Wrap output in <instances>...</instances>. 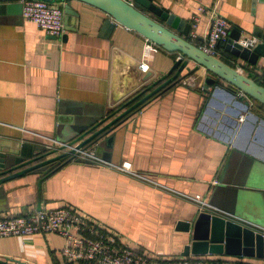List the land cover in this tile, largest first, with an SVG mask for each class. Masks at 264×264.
I'll return each instance as SVG.
<instances>
[{
	"label": "crops",
	"instance_id": "1",
	"mask_svg": "<svg viewBox=\"0 0 264 264\" xmlns=\"http://www.w3.org/2000/svg\"><path fill=\"white\" fill-rule=\"evenodd\" d=\"M153 1L191 24L198 15L196 42L206 40L208 17L199 7L214 0ZM56 4L64 9L62 37L26 20L22 0H0V149L12 141L36 146L17 155L22 162L0 169V215L72 204L152 259L239 257L184 255L191 235L180 223L202 210L190 198L201 195L216 209L264 226V112L224 81L207 91L208 71L191 61L179 80L114 126L128 99L171 77L179 53L159 47L144 73L142 34L105 27L108 15L83 1ZM218 7L240 38L264 32V0H220ZM226 44L217 55L254 76L253 65ZM100 130L103 138L91 147L98 160L61 163L64 157L47 149L54 139L82 143ZM51 164L52 171H40ZM64 243L55 233L0 237V257L68 264ZM243 257L264 264V257Z\"/></svg>",
	"mask_w": 264,
	"mask_h": 264
},
{
	"label": "water",
	"instance_id": "2",
	"mask_svg": "<svg viewBox=\"0 0 264 264\" xmlns=\"http://www.w3.org/2000/svg\"><path fill=\"white\" fill-rule=\"evenodd\" d=\"M80 1L98 8L108 15L104 24L105 27H114L116 24H121L139 32L169 52H178L179 57L170 70V74L174 73V75L168 81H172L175 78L179 80L183 76V74L181 76L180 74L192 61L208 71L209 74L205 78V89L207 91L210 86H219V83L224 81L238 90L240 96L249 97L264 105V85L254 77L229 64L218 55L202 49L196 42L197 38L191 34L192 24L186 22V20H182L176 13L171 12L168 7L161 6L153 0ZM71 12L70 8H66L67 14ZM64 22H66L65 18ZM254 34V36L262 39V41L258 42L252 49L244 47L239 43L240 33L234 30L231 31L226 44L227 49L233 55L251 65H256L260 57H264V32L256 28ZM197 69L195 65L189 73ZM159 88L144 96L141 101L150 98ZM112 124L114 126L117 125L114 122ZM114 126L108 131H111ZM101 131L92 134L81 145L86 148H91L96 143L99 145L98 143L103 138V134L100 133ZM32 148H36V146L26 142L12 141L11 144H7L6 150L0 149V169H11L12 166L22 162L25 157L17 155L24 154L26 150H31ZM91 152L96 154L92 149ZM32 154L29 152V155ZM43 154L35 156V159L38 160L40 157L42 159ZM61 156L66 157L64 154ZM52 170L53 165H48L40 171L49 172ZM215 206L214 202L210 203L207 201L206 206L197 213L192 221L181 220L180 225L183 230L188 231L191 235V243L187 245L183 254L205 255L225 253L233 256L263 258L264 226H261V224H251L242 218L236 217L235 214L230 213L228 210H226L228 211L227 213L226 211H221L219 208L216 209ZM0 264L28 263L15 257L4 256L0 257Z\"/></svg>",
	"mask_w": 264,
	"mask_h": 264
},
{
	"label": "built area",
	"instance_id": "3",
	"mask_svg": "<svg viewBox=\"0 0 264 264\" xmlns=\"http://www.w3.org/2000/svg\"><path fill=\"white\" fill-rule=\"evenodd\" d=\"M220 0H214L211 6L201 5L199 11L208 17L206 40L199 44L202 49L217 55L219 46L227 42L233 29L231 21L219 10ZM23 17L36 23L48 34L55 37L64 36V9L56 4V0H22ZM199 16L193 17L191 34L197 35ZM258 37L246 36L240 38L239 43L244 47L253 48L258 43ZM160 46L145 37V52L139 67L142 72L151 68L152 52ZM248 66H252L247 63ZM246 65V64H245ZM237 67V66H235ZM251 76L245 66L237 67ZM254 78L264 85V60L252 67ZM50 152L66 157L98 160L91 148L82 146L79 141L65 142L54 139L48 145ZM139 176L142 174L128 170ZM202 208L207 200L203 196H190ZM35 233H55L65 239L61 250L68 264H255L243 257L215 258L210 263L204 259H191L186 256L174 261L152 259L135 248L130 247L121 234L99 222L89 214L72 204H64L57 208H35L26 214L0 215V237L30 236Z\"/></svg>",
	"mask_w": 264,
	"mask_h": 264
},
{
	"label": "trees",
	"instance_id": "4",
	"mask_svg": "<svg viewBox=\"0 0 264 264\" xmlns=\"http://www.w3.org/2000/svg\"><path fill=\"white\" fill-rule=\"evenodd\" d=\"M236 57V56H235ZM227 62V61H226ZM229 63V62H228ZM174 75V73L171 74V77ZM182 75V73L180 74V76ZM170 77V78H171ZM170 78L165 79L164 81L161 82V84H159L156 88L160 87L158 91H156L150 98H148L147 100L141 101L143 99L144 96H140L139 94L131 97L130 99H128L126 101V104H124V106L128 107L123 114L121 115L120 118L117 119L115 124H118L119 122H122L126 117H128L131 113L137 111L138 109H140L143 105H145V103L155 97L156 95H158L161 91H163L167 86H169L172 81H176L177 78L173 79L172 81H168ZM257 79V78H255ZM258 80V79H257ZM253 100V99H252ZM254 102L256 103V106H258L260 108V112H264V105L259 103L258 101L254 100ZM118 109V108H117ZM43 158V157H42ZM41 157L38 159L40 160ZM66 160V157H64L63 159H58L59 162H64ZM53 162H55L53 160ZM60 164V163H59ZM52 165V164H51ZM57 166V165H56Z\"/></svg>",
	"mask_w": 264,
	"mask_h": 264
},
{
	"label": "rangeland",
	"instance_id": "5",
	"mask_svg": "<svg viewBox=\"0 0 264 264\" xmlns=\"http://www.w3.org/2000/svg\"><path fill=\"white\" fill-rule=\"evenodd\" d=\"M53 153L58 154V152L54 151Z\"/></svg>",
	"mask_w": 264,
	"mask_h": 264
}]
</instances>
